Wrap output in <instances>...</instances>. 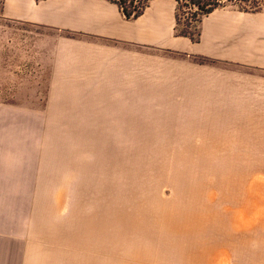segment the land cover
<instances>
[{
    "label": "rangeland",
    "instance_id": "obj_1",
    "mask_svg": "<svg viewBox=\"0 0 264 264\" xmlns=\"http://www.w3.org/2000/svg\"><path fill=\"white\" fill-rule=\"evenodd\" d=\"M12 1L31 0H0V264H264V34L251 59L217 60L94 36L98 0H35L44 23ZM164 1L173 34L198 41L207 0H181L177 20ZM214 2L264 14V0Z\"/></svg>",
    "mask_w": 264,
    "mask_h": 264
},
{
    "label": "crops",
    "instance_id": "obj_2",
    "mask_svg": "<svg viewBox=\"0 0 264 264\" xmlns=\"http://www.w3.org/2000/svg\"><path fill=\"white\" fill-rule=\"evenodd\" d=\"M163 2L160 0L159 4L150 6L131 22L123 17L116 4L98 0L92 12L87 11L85 15L86 29L94 36L115 42L161 46L175 53L217 60L235 59L239 52L246 55V60L251 59L255 33L264 34V14L255 17L237 10L215 9L201 20L199 40L192 42L189 38L173 34V7L162 6ZM8 8L13 11L14 17L22 16L38 23L49 22L50 14L46 12V6L35 0L25 3L12 1ZM71 21H74L72 16Z\"/></svg>",
    "mask_w": 264,
    "mask_h": 264
},
{
    "label": "bare ground",
    "instance_id": "obj_3",
    "mask_svg": "<svg viewBox=\"0 0 264 264\" xmlns=\"http://www.w3.org/2000/svg\"><path fill=\"white\" fill-rule=\"evenodd\" d=\"M234 172H235V171H234ZM242 177H243V176H242ZM233 178H234V177H233ZM236 178H238V177H236ZM240 179H241V178H240ZM242 179H243V178H242ZM231 180H232V179H231ZM227 181H228V180H227ZM222 182H223V181H222ZM233 182H234V181H233ZM228 183H229V182H228ZM234 183H235V182H234ZM230 184H231V183H230ZM224 185H225V184H224ZM233 185H234V184H233ZM218 186H220V183H219ZM229 186H230V185H229ZM224 188H225V187H224ZM226 188H228L227 185H226ZM226 188H225V189H226ZM235 189H236V188H235ZM231 190H232V188H231ZM229 191H230V189H228L227 192H229ZM232 193H233V192H232ZM232 193H231V194H232ZM229 195H230V194H229ZM134 202H135V201H133V203H134ZM137 205H138V204L136 203L135 206H137ZM139 206H141V205H138V207H139ZM148 207H151L152 210H153V206H148ZM139 208H140V207H139ZM146 209H147V208H146ZM156 209H157V208L155 207V210H156ZM132 210H133L134 212L136 211V209H135V210L132 209ZM149 210H150V208L148 209V211H149ZM155 210H154V211H155ZM119 211H120V209L118 210V212H119ZM123 211H124V210H123ZM148 211H147V212H148ZM154 211H153V213H155ZM118 212H117V213H118ZM125 212H126V211H125ZM125 212H122V211H121V212H119V214H123V213H125ZM137 212L139 213V211H137ZM143 212H144V211H143ZM150 212H151V211L148 212V213H149L148 216L152 213V212H151V213H150ZM117 213H115L114 215L117 216ZM127 213H128V212H127ZM129 213H130V212H129ZM131 213H132V212H131ZM138 213H136V214H138ZM156 213H157V211H156ZM156 213H155L154 217L156 216ZM158 213H159V212H158ZM136 214H135V215H136ZM139 214H141V213H139ZM142 214H143V213H142ZM146 214H147V213H144L143 215L145 216ZM128 215H129V214H127V216H128ZM130 215H131V214H130ZM143 215H142V216H143ZM152 215H153V214H152ZM152 215H151V216H152ZM160 215H161V214H159L158 216H160ZM119 216H120V215H119ZM119 216H117V218H118ZM122 216H123V215H122ZM122 216H121V217H122ZM124 216H125V218H128V217H129V216L126 217V214H124ZM124 216L122 217V219L124 218ZM137 216H138V215H137ZM140 216H141V215H140ZM142 216H141V217H142ZM144 216H143V217H144ZM151 216H150V217H151ZM145 217H147V216H145ZM161 217H162V216H161ZM117 218H116V219H117ZM129 218L131 219V217H129ZM129 218H128V220H129ZM132 218L135 219L136 217L134 216V217H132ZM138 218H140V217H138ZM138 218H137V219H138ZM155 218L157 219L158 217L156 216ZM159 218H160V217H159ZM159 218H158V219H159ZM116 219H115V220H116ZM142 219H144V221H145V218H142ZM147 219H148V218H147ZM151 219H153V218L151 217ZM151 219L149 218L148 221L151 220ZM156 219H155V220H156ZM163 219H164V223L168 221L166 217H163ZM117 220H118V219H117ZM120 221H121V220L116 221V222L113 221V223H114V222L117 223V222H120ZM123 221L126 222L127 220L123 219ZM134 221H135V220H134ZM134 221L132 220V221H131V224H133L132 222H134ZM137 221H138V220H137ZM141 221H142V220H140L139 223L137 222L138 225L141 223ZM144 221H142V222H144ZM121 222H122V221H121ZM124 222H122V223H120V224H123ZM145 222H146V221H145ZM153 222H154V221H153ZM153 222H152V223H153ZM155 222H157V220H156ZM158 222H159V221H158ZM187 222H188L190 225H192V224L195 223L196 226H199V220L196 219V217L193 216V215H189V216H187ZM134 223H135V225H136V221H135ZM162 223H163V221H162ZM117 224H118V223H117ZM117 224H116V225H117ZM124 224H126V225L129 224V225L131 226V224H130V220H129V223H124ZM144 224H145V223H144ZM144 224H143V225H144ZM159 224H160V223H159ZM126 225H125L124 227H126ZM129 225H128V229H129ZM138 225H137V226H138ZM156 225H158V224L156 223ZM156 225L154 224L153 226H152V225H151V226L153 227V229H156V228H154V226L156 227ZM98 226H99V225H98ZM98 226L96 225V228H97ZM100 226H101V225H100ZM106 226H107V225H106ZM120 226H121V225H120ZM141 226H142V224H141ZM151 226H150V228H151ZM91 227H92V226H91ZM102 227H103V226H102ZM109 227H111V226H108V228H109ZM115 227H116V226H115ZM117 227H118V226H117ZM117 227H116V228H117ZM124 227H123V225H122V227H120L119 229L124 228ZM131 227H133V226H131ZM143 227H144V226H143ZM143 227H142V228H143ZM145 227H146V226H145ZM100 228H101V227H100ZM100 228H97V229H100ZM105 228H107V227H105ZM139 228H140V226H138V229H139ZM142 228H141V229H142ZM97 229H95V230L97 231ZM110 229H111V228H110ZM113 229H114V228H113ZM113 229H112V230H113ZM126 229H127V228H126ZM135 229H136V227L134 228V230H135ZM146 229H147V228H146ZM146 229H145V230H146ZM157 229H158V228H157ZM191 229H194V228H193L192 226H190L188 230H191ZM89 230H90V229H88V231H89ZM95 230H94V231H95ZM101 230H103V228H102ZM112 230H111V231H112ZM123 230H125V228H124ZM131 230L134 231L133 228H131ZM143 230H144V229H143ZM145 230H144V231H145ZM151 230H152V229H151ZM105 231H106V230H105ZM105 231H104V232H105ZM108 231H110V230H108ZM108 231L105 232V234L107 233V234H106L107 236H108ZM129 231H130V230H128V231H126V232H129ZM136 231H137V230H136ZM136 231H135L134 233H136ZM140 231H141V233H138V234H141V235H142V230H140ZM140 231H138V232H140ZM146 231H147V230H146ZM90 232H91V230H90ZM100 232H102V231H100ZM120 232H121V231H120ZM130 232H131V231H130ZM149 232H151V231H149ZM153 232H154V231H153ZM155 232H156V230H155ZM155 232H154V233H155ZM87 233H89V232H87ZM93 233H94V232H93ZM97 233H98V231H97ZM122 233H124V231H123ZM146 233H147V232H146ZM94 234H95V233H94ZM101 234H102V233H101ZM105 234H104V235H105ZM110 234H111V233H110ZM118 234H119V233H118ZM120 234H121V233H120ZM144 234H145V233H144ZM149 234H151V233H149ZM149 234H148V237H149ZM86 235H87V234H86ZM96 235L98 236V234H95V236H96ZM104 235H103V236H104ZM106 235H105V236H106ZM114 235H116V234H114ZM114 235H113L112 237H114ZM90 236H92L93 239H94V236H93V235H90ZM90 236H89V237H90ZM117 236H118V235H117ZM123 236H125V234H123ZM126 236H127V235H126ZM137 236H138V235H137ZM153 236H155V235H153ZM89 237H88V238H89ZM92 237H90V238H92ZM101 237H102V236H101ZM108 237H109V236H108ZM115 237H116V236H115ZM120 237H121V236H120ZM120 237H119V238L116 237V238H117V239H121ZM128 237H129V236H128ZM134 237H135V236H134ZM138 237H139V236H138ZM138 237L136 238V242H138L137 240L140 239V238H138ZM142 237H143V236H142ZM142 237H141V238H142ZM145 237H146V235H145ZM151 237H152V235H151ZM85 238H86V237H85ZM88 238H87V239H88ZM97 238H98V237H97ZM129 238H130V237H129ZM107 239H108V238H107ZM112 239H113V238H112ZM112 239H111V241H113ZM124 239H126V238L124 237ZM124 239H123V240H124ZM144 239H145V238H144ZM144 239L142 238L141 240H144ZM150 239H151V238H150ZM154 239H155V237H154ZM154 239H153V240H154ZM91 240H92V239H91ZM91 240H90V242H91ZM128 240H129V241L131 240L130 243H131V242H134V240L132 241L131 238L128 239ZM141 240H140V241H141ZM147 240H149V239H145L144 242H146V243L148 244ZM151 240H152V239H151ZM151 240H150L149 242H153V241H151ZM86 241H88V240H86ZM106 241H107V240H106ZM106 241H105V242H106ZM114 241H116V240L114 239ZM124 241H126V240H124ZM129 241H127V243H128ZM155 241H156V240H155ZM155 241H154V242H155ZM94 242H95V241H94ZM118 242H119V240H118ZM144 242H143V243H144ZM154 242H153V243H154ZM111 243H112V242H111ZM122 243H123V242H122ZM153 243H152V244H153ZM89 244H90V243H89ZM94 244H95V243H94ZM115 244H116V242H115ZM119 244H120V243H119ZM128 244H129V243H128ZM128 244H126V245L128 246ZM137 244H138V243H137ZM137 244H136V245H137ZM139 244L142 245L141 242H140ZM139 244H138V246H140ZM91 245H92V243H91ZM132 245H134V244H132ZM143 245H145V244H143ZM148 245H149V244H148ZM148 245H147V246H148ZM150 245H151V243H150ZM157 245H158V244H157ZM92 246H93V245H92ZM105 246H107V243H106ZM121 246H122V245H121ZM134 246H135V245H134ZM155 246H156V245H155ZM155 246H154V244H153V247H154V248H156ZM99 247H100V246H99ZM102 247H103V246H102ZM108 247H109V246H108ZM108 247H106V248H108ZM116 247H117V246H116ZM124 247H125V246H124ZM128 247H129V246H128ZM128 247H126V248H128ZM140 247H142V246H140ZM151 247H152V245H151ZM100 248H101V247H100ZM104 248H105V247H104ZM111 248H112V245H111ZM133 248H134V247H133ZM136 248H137V246H136ZM145 248H147V250H148V248H150V246H149V247H145ZM154 248H153V249H154ZM157 248H159V245L157 246ZM162 248H163V247H162ZM164 248H165V250L168 251V248H167V249H166V247H164ZM102 249H103V248H102ZM116 249H117V248H116ZM129 249H130V248H129ZM129 249H128V250H129ZM134 249H135V248H134ZM141 249H144V248H141ZM150 249H151V248H150ZM150 249H149V250H150ZM153 249H152V250H153ZM160 249H161V246H160ZM113 250H115V249H113ZM126 250H127V249H126ZM130 250L132 251V249H130ZM136 250H137V249H136ZM147 250H143V252H144V251L146 252ZM155 250H156V249H155ZM155 250H154V251H155ZM117 251H119V249H118ZM139 251H140V250H139ZM163 251H164V250H163ZM108 252H109V251H108ZM114 252H115V251H114ZM120 252H121V250H120ZM151 252H153V251H151ZM151 252L149 251V256H150V253H151ZM155 252H156V251H155ZM155 252H154V254H155ZM168 252H169V251H168ZM110 253H111V252H110ZM128 253H129V251H128ZM138 253H140V252H138ZM147 253H148V252H147ZM147 253H146V254H147ZM160 253H162V251H161ZM115 254H116V253H115ZM126 254H127V253H126ZM131 254L134 256V253H131ZM165 254H166V256H167L168 253L164 251V255H162V256H165ZM189 254H190V253H189ZM199 254H200V253H199ZM127 255H128V254H127ZM135 255H136V253H135ZM140 255H141V254H140ZM140 255H139V256H140ZM142 255H143V254H142ZM142 255H141V256H142ZM147 255H148V254H147ZM160 255H161V254H160ZM153 256H155V255H153ZM156 256L159 257L158 255H156ZM166 256H165V257H166ZM79 257H80V256H79ZM145 257H146V255H145ZM84 258H85V257H84ZM84 258H83V259H84ZM134 258H135V257H134ZM138 258H139V257H138ZM138 258H137V259H138ZM153 258L155 259V257H152V259H153ZM163 258H164V257H162V258L160 257V259H163ZM88 259H89V258H88ZM88 259H86V260H88ZM94 259H95V258H94ZM106 259H107V258H106ZM106 259H105V260H106ZM108 259H109V258H108ZM113 259H114V258H113ZM135 259H136V258H135ZM152 259H151V261H150V259H149L148 261H147V260H146V261L149 262V264H151L150 262L153 261ZM156 259H157V258H156ZM164 259H166V258H164ZM80 260H81V259H80ZM86 260H85V261H86ZM89 260H90V259H89ZM100 260H102V259H100ZM111 260H112V259H111ZM83 261H84V260H83ZM91 261H92V260H91ZM91 261H89V262L87 261V263H90ZM98 261H99V260H98ZM113 261H114V260H113ZM146 261H145V262H146ZM93 262H94V261H93ZM96 262H97V261H96ZM99 262H102V261H99ZM107 262H108V261H107ZM81 263H82V262H81ZM81 263L79 262L78 264H81ZM102 263H103V262H102ZM154 263H155V262H154ZM97 264H98V262H97ZM104 264H105V262H104ZM111 264H112V263H111Z\"/></svg>",
    "mask_w": 264,
    "mask_h": 264
},
{
    "label": "trees",
    "instance_id": "obj_4",
    "mask_svg": "<svg viewBox=\"0 0 264 264\" xmlns=\"http://www.w3.org/2000/svg\"><path fill=\"white\" fill-rule=\"evenodd\" d=\"M181 0H176V20L179 18V7L182 5L181 4ZM116 3L118 4L121 12L125 15L126 18H134L136 16H138L141 12L142 8H139L138 5L136 4H132L130 7H128L127 5H125V1L124 0H117ZM196 6V11H195V15H206L208 14L210 11H212L215 6H216V2H214V0H207L204 3H195L194 4ZM197 20H199V18H197ZM185 33V32H183Z\"/></svg>",
    "mask_w": 264,
    "mask_h": 264
}]
</instances>
